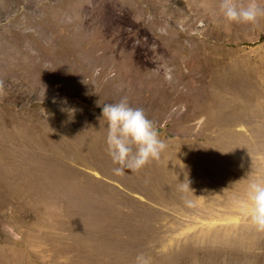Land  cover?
I'll return each instance as SVG.
<instances>
[{
  "label": "rangeland",
  "instance_id": "rangeland-1",
  "mask_svg": "<svg viewBox=\"0 0 264 264\" xmlns=\"http://www.w3.org/2000/svg\"><path fill=\"white\" fill-rule=\"evenodd\" d=\"M217 4L0 0V264H264L238 203L264 178V18ZM121 98L166 148L116 175Z\"/></svg>",
  "mask_w": 264,
  "mask_h": 264
},
{
  "label": "clouds",
  "instance_id": "clouds-1",
  "mask_svg": "<svg viewBox=\"0 0 264 264\" xmlns=\"http://www.w3.org/2000/svg\"><path fill=\"white\" fill-rule=\"evenodd\" d=\"M217 15L221 22L231 25H256L264 18V0H218ZM106 121V151L114 164L116 175H124L125 169L135 173L153 160H159L166 144L151 120L141 108H133L126 98L106 103L102 108ZM185 190H190L185 181ZM242 213L252 226L264 231V178L249 182L245 196L239 202ZM138 264H147L137 257Z\"/></svg>",
  "mask_w": 264,
  "mask_h": 264
},
{
  "label": "trees",
  "instance_id": "trees-1",
  "mask_svg": "<svg viewBox=\"0 0 264 264\" xmlns=\"http://www.w3.org/2000/svg\"><path fill=\"white\" fill-rule=\"evenodd\" d=\"M261 40L264 39V35L260 38Z\"/></svg>",
  "mask_w": 264,
  "mask_h": 264
},
{
  "label": "bare ground",
  "instance_id": "bare-ground-1",
  "mask_svg": "<svg viewBox=\"0 0 264 264\" xmlns=\"http://www.w3.org/2000/svg\"><path fill=\"white\" fill-rule=\"evenodd\" d=\"M95 28V27H94ZM99 28V27H98ZM107 28V27H106ZM97 29V28H96ZM102 31H104V29L102 30ZM90 51V50H89ZM185 112V111H184ZM183 113V112H182Z\"/></svg>",
  "mask_w": 264,
  "mask_h": 264
}]
</instances>
